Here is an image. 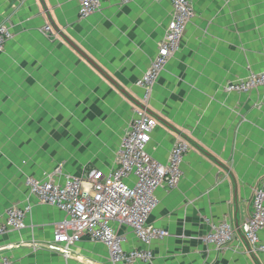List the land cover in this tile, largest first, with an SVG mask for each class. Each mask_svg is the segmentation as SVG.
Here are the masks:
<instances>
[{
  "label": "crops",
  "instance_id": "1",
  "mask_svg": "<svg viewBox=\"0 0 264 264\" xmlns=\"http://www.w3.org/2000/svg\"><path fill=\"white\" fill-rule=\"evenodd\" d=\"M188 1L194 17L144 105L157 123L147 148L151 157L165 164L178 141L188 151L181 180L156 190L158 203L148 218L167 236L148 246L150 262L131 264H264V253L241 229L254 190L264 183V93L224 90L228 82L264 71V0ZM171 14L170 0L104 1L87 18L79 17L78 0H0V25L11 33L0 53V221L12 206L28 207L25 228L0 236V259L110 264L105 246L86 238L70 258L32 248L51 242L65 214L38 202L26 179L114 168L133 109L143 104L136 81ZM222 221L233 226L235 238L217 250L203 238ZM118 232L124 251L143 247L129 227ZM258 238L264 244V230Z\"/></svg>",
  "mask_w": 264,
  "mask_h": 264
},
{
  "label": "built area",
  "instance_id": "2",
  "mask_svg": "<svg viewBox=\"0 0 264 264\" xmlns=\"http://www.w3.org/2000/svg\"><path fill=\"white\" fill-rule=\"evenodd\" d=\"M104 1L78 0L79 17L87 18L97 12ZM128 4L132 0H116ZM172 14L165 35L147 70L136 81L142 91V103L146 106L151 89L170 58L179 50L187 25L194 17L188 0H170ZM44 32H51L45 26ZM11 38L7 26L0 25V53ZM261 88L264 93V71L250 73L246 78L228 82L227 93L243 94ZM156 122L145 109H133V117L125 130L115 156V166L108 172L91 170L85 177L63 175L55 171L43 179L28 177L26 185L38 202L61 210L65 216L53 231L52 240L34 246L60 253L70 258L72 248L82 239L105 246L110 264H131L136 261L148 263L152 252L148 248L155 240L167 236V232L148 223L150 214L157 206L155 195L159 187L175 188L182 178V161L188 146L182 141L174 144L165 164L153 159L148 153V144ZM28 207L12 206L0 221V236L8 231L25 228L24 219ZM127 226L143 246L124 251V237L119 228ZM241 229L255 250L264 253V244L259 242L258 232L264 230V183L255 188L252 211ZM235 238L233 226L222 221L211 224L209 233L203 238L206 245L217 250L228 247ZM35 249V248H34ZM0 264H10L6 257Z\"/></svg>",
  "mask_w": 264,
  "mask_h": 264
},
{
  "label": "water",
  "instance_id": "3",
  "mask_svg": "<svg viewBox=\"0 0 264 264\" xmlns=\"http://www.w3.org/2000/svg\"><path fill=\"white\" fill-rule=\"evenodd\" d=\"M53 29L56 31V26L52 23V21L49 19ZM59 35L73 48L75 49L83 58H85L95 69L101 72V70L96 66V64L91 61L84 53L80 51V49L74 45L62 32H59ZM102 73V72H101ZM140 108L145 109L147 113L151 116V112L143 105V104H138Z\"/></svg>",
  "mask_w": 264,
  "mask_h": 264
},
{
  "label": "rangeland",
  "instance_id": "4",
  "mask_svg": "<svg viewBox=\"0 0 264 264\" xmlns=\"http://www.w3.org/2000/svg\"><path fill=\"white\" fill-rule=\"evenodd\" d=\"M156 122V121H155ZM157 124V123H156Z\"/></svg>",
  "mask_w": 264,
  "mask_h": 264
}]
</instances>
